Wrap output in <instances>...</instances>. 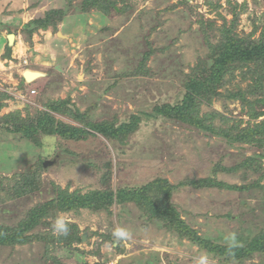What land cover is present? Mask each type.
Returning a JSON list of instances; mask_svg holds the SVG:
<instances>
[{
	"label": "rangeland",
	"instance_id": "374dc122",
	"mask_svg": "<svg viewBox=\"0 0 264 264\" xmlns=\"http://www.w3.org/2000/svg\"><path fill=\"white\" fill-rule=\"evenodd\" d=\"M82 2L0 0V117L16 111L35 115L50 100L70 99L71 108L75 106L93 123L138 121L139 127L125 144L91 132L81 141L44 136L38 146L0 124V224H19L31 209L54 198L57 188L81 195L102 190L117 193L162 179L177 188L172 202L201 236L223 245L245 246L264 233V190L236 192L185 184L212 177L217 166L234 168L264 150L247 144L228 146L223 138L155 112L160 105L182 101L196 63H211L210 32L205 33L211 23L218 28L236 26L239 36L250 35L260 25L263 2L127 0L109 16L81 12ZM58 10L67 15L55 28L32 35L25 31L30 21ZM11 35L15 38L10 45ZM26 71L42 77L28 83L23 77ZM246 85L239 77L225 87L238 91ZM227 104L226 110L224 100L210 108L228 118L231 126L247 127L250 118L241 104ZM56 116L82 126L67 116ZM261 120L264 117L257 122ZM38 161L43 164L41 189L14 197L13 181ZM46 161L55 164L44 168ZM216 173L219 180L238 186L253 184L260 177L253 170ZM59 216L79 229L81 242L53 234L52 224ZM46 221L51 225L40 226L30 235L48 241L0 247V264H198L201 256L208 258V264H264V253L226 262L150 221L135 203L115 204L109 212L60 211ZM118 227L128 229L131 239L117 241L112 233Z\"/></svg>",
	"mask_w": 264,
	"mask_h": 264
},
{
	"label": "trees",
	"instance_id": "16d2710c",
	"mask_svg": "<svg viewBox=\"0 0 264 264\" xmlns=\"http://www.w3.org/2000/svg\"><path fill=\"white\" fill-rule=\"evenodd\" d=\"M256 4L264 0H253ZM127 0H83L81 12L97 11L109 16L115 7L124 4ZM182 3H186L183 0ZM127 8V7H125ZM122 8V11L125 10ZM64 10L49 11L44 17L34 19L25 25V31L30 35L41 29H48L63 21L66 17ZM260 25H255L252 33L244 37L235 33V27L225 24L218 28L211 23L205 33L210 32L208 40L209 58L211 63L199 61L191 68L189 80L185 85V94L182 101L176 105H160L155 112L162 118L186 124L208 136H217L226 141V145H251L264 150V14L260 16ZM258 19V20H259ZM236 23V22H235ZM260 34L254 38L255 34ZM6 57H10L11 49L7 46ZM240 75V76H239ZM241 78L247 83L239 90H230L233 80ZM231 83V84H230ZM7 97L5 94L2 95ZM1 96V97H2ZM223 109L229 108L228 102H239L250 118L247 127L231 126L230 120L223 114L210 107L216 101H223ZM3 104H0V109ZM72 101L50 100L44 110L37 111L35 115L28 113L23 116L21 111L0 117V124L7 132L21 136V138L40 145L42 137L59 136L66 140L81 141L91 132L103 134L105 137L120 143H126L127 138L137 127L138 121L130 124L117 125L114 123H93L88 116L71 108ZM208 109V110H206ZM213 111V112H211ZM56 115L67 116L82 126H74L57 118ZM256 123H251V122ZM220 122V123H219ZM264 153L257 157H249L234 168L217 166L214 175L205 179L185 182L195 188L234 190L239 192L253 189L264 190L263 169ZM227 173L253 170L259 173V179L252 185H230L217 178V171ZM43 164L38 161L28 172L22 173L13 181L12 192L14 197H23L41 189V173ZM248 173V172H247ZM247 177V176H245ZM177 188L168 181L158 179L136 189H121L117 193L111 190L94 191L86 195L70 193L68 190L57 188L54 198L31 209L26 218L15 226L0 224V247L25 246L36 240L48 241V238L30 235L40 226L51 225L47 218H55L57 212H78L82 209L94 212H109L115 204L135 203L146 217L152 222H159L163 228L173 231L181 239H188L199 248L212 255L223 257L226 262L239 261L253 257L257 253H264V233L259 234L245 246L223 245L215 240L201 236L197 230L189 226L181 217L178 208L172 202ZM1 198V197H0ZM68 235L81 242L79 229L69 226Z\"/></svg>",
	"mask_w": 264,
	"mask_h": 264
},
{
	"label": "clouds",
	"instance_id": "9594fccd",
	"mask_svg": "<svg viewBox=\"0 0 264 264\" xmlns=\"http://www.w3.org/2000/svg\"><path fill=\"white\" fill-rule=\"evenodd\" d=\"M52 231L56 236H67L69 234L70 228L68 222L63 216H59L55 219L54 223L52 224ZM112 235L117 241H122L131 239L132 234L128 229L118 227L113 231ZM232 239L233 241L235 240L234 234ZM198 264H208V258L206 256H201L199 258Z\"/></svg>",
	"mask_w": 264,
	"mask_h": 264
},
{
	"label": "water",
	"instance_id": "95a60500",
	"mask_svg": "<svg viewBox=\"0 0 264 264\" xmlns=\"http://www.w3.org/2000/svg\"><path fill=\"white\" fill-rule=\"evenodd\" d=\"M11 38H13V39H11ZM14 38H15V36L14 35H11V36H9V44L11 45L12 43H13V41H14ZM24 79H25V81L26 82H28V83H31V82H33L35 79H37V78H39V77H42V75H40L39 73H36V72H30V71H26L25 73H24ZM31 78V79H30ZM31 80V81H30ZM55 164V161H46V162H44V168H49L48 166H53ZM85 239H86V236L84 235V236H82V241H85Z\"/></svg>",
	"mask_w": 264,
	"mask_h": 264
},
{
	"label": "bare ground",
	"instance_id": "6f19581e",
	"mask_svg": "<svg viewBox=\"0 0 264 264\" xmlns=\"http://www.w3.org/2000/svg\"><path fill=\"white\" fill-rule=\"evenodd\" d=\"M11 39H13V38H11ZM30 72H32V71H30ZM31 79V78H30ZM31 81V80H30Z\"/></svg>",
	"mask_w": 264,
	"mask_h": 264
}]
</instances>
